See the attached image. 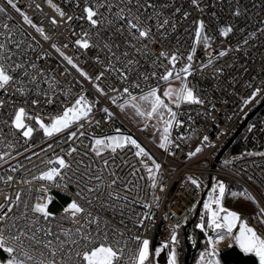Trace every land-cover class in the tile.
Segmentation results:
<instances>
[{"label": "snow or ice", "instance_id": "1", "mask_svg": "<svg viewBox=\"0 0 264 264\" xmlns=\"http://www.w3.org/2000/svg\"><path fill=\"white\" fill-rule=\"evenodd\" d=\"M47 3L60 18L59 21L51 18L52 25L73 21V15L63 11L52 0H47ZM81 4V13L75 19L85 21L88 28L85 30L81 26L80 35L73 32L72 35L77 38L72 43L77 49L105 52L104 60H101L99 52L94 57L103 70L95 76L89 75L72 56L62 50L68 48L67 43L61 46L53 42L50 47L80 77L91 83L98 97H107L121 113H131V118L135 119L142 131L150 127L149 121H155L151 127L159 136L158 141L153 142L163 152L174 156L176 150H181V144L176 140L191 139V135L177 136L175 140L172 137V130L185 124L180 119L181 107H203L207 103L215 109L212 101L202 96L188 79L195 72L193 60L196 46L202 43L207 50L214 39L207 33L205 21H193L194 42L184 61L178 50L161 48L155 52L150 48L153 44L163 45L170 32L176 30L177 13L181 14L182 19L190 16V12L182 11V7L176 6L174 0H77L75 6L80 7ZM190 6L198 12L204 11L202 0H190ZM36 8L39 9L40 5L36 4ZM9 9L18 14L23 24L35 29L44 41L51 40L44 28L34 23L16 0H4V4L0 5V16L12 20ZM232 16H241L239 5ZM0 29H3L0 31V37L3 38L0 40V96L4 97L0 98V109L9 103L12 105V114L2 123L8 126V135L13 138L4 145L8 151H0V162L7 164L14 159L12 150L16 147L18 137L23 138L27 145L25 152L36 147L31 141L33 134L38 131L42 132L45 140H52V143L41 149L45 153L40 159L43 167L36 172L25 169L29 173L28 177L20 175L17 178L11 174L0 176V181L5 184L11 185L15 181L29 186L26 190L27 199L22 198L24 188L17 190L14 196L3 194L0 210H6L0 211V264H153L151 257H159L164 249L168 250L166 264H179V223L172 226L169 239L156 247L154 253L148 239H142L140 235L127 237L129 222L134 228H144L146 220H153L151 208L153 205L159 207L160 200L156 190L159 188L163 191L165 186L161 179L162 164L136 138L124 133L119 127H115L112 134L98 135L88 131L93 123L97 127L101 124L100 120L94 119V109L99 99H89L82 87L75 95L70 89L63 88L56 75L49 74L48 70L28 58L27 53L33 48L31 43L25 44L18 39L16 31L8 23L0 24ZM215 30L219 36L228 37L235 28L229 24L218 26ZM239 31L243 32L244 29ZM258 31L264 33V28ZM23 34L20 33L21 36ZM28 35L31 36L30 33ZM248 36L255 37L256 32ZM242 43L247 44L248 39ZM9 45H14L15 51ZM229 50H221L216 55L224 57ZM236 50L239 51V44ZM47 55V52H42L36 56V60ZM148 60H151L150 67L154 70L138 71L141 61ZM178 61L182 63L180 68L176 67ZM210 65H213L212 58L206 64L202 62L199 67L206 69ZM155 68L162 71L158 73ZM67 71L65 68L61 75ZM133 72L137 73L135 79L131 75ZM222 74V69L214 67V76L218 78ZM109 78L115 83H107ZM151 78L156 79L155 85L145 83L141 86V80L147 82ZM176 81L179 82L178 86ZM133 89L139 90L138 93L134 94ZM260 91L256 88L251 96L243 100V104H248ZM69 97H72L70 102ZM38 105L41 110L46 105H56L61 110L45 121L37 112L28 110L29 106L35 108ZM101 111L106 114L105 122L115 121L116 115L108 107ZM204 114L211 116L207 109ZM191 119L189 116L188 120ZM30 121H34L38 127H34ZM3 138V128H0V141ZM84 140L88 143H84ZM204 147H213L207 135L203 136L201 144L194 150L187 152V158L197 157ZM49 151L52 152L51 156L47 155ZM126 152L132 153L137 159L136 164L121 157V153ZM15 155L21 153L16 152ZM247 155L264 157V152H249ZM33 156L39 157V153L32 152L25 159L31 161ZM232 163V160L224 161L225 166ZM122 164L130 169L127 176L121 174ZM17 168H23V165L17 162L15 167L9 166L6 171L16 173ZM141 169L144 175L140 174ZM145 175L147 187L152 191L151 200L145 199L140 183ZM187 180L200 189L201 183L197 178L188 176ZM70 185L75 186V192L57 216L49 210L51 197L47 194L52 187L67 191ZM226 192L224 179L213 178L208 197L203 202L204 211L200 222L195 225L207 238L196 264H219L216 259L218 246L226 239L230 243L234 242L242 252L254 253L259 264H264V207H259V202L247 190L231 193L233 197L243 196L259 208L251 217L255 223L250 224L239 212L224 207ZM131 204H140L146 211L132 212L125 217V208ZM14 210H19V215ZM65 223L68 227H65ZM237 226L238 230L234 231ZM209 230L214 235H209ZM128 239L135 241L137 246L130 248Z\"/></svg>", "mask_w": 264, "mask_h": 264}, {"label": "built area", "instance_id": "2", "mask_svg": "<svg viewBox=\"0 0 264 264\" xmlns=\"http://www.w3.org/2000/svg\"><path fill=\"white\" fill-rule=\"evenodd\" d=\"M16 2L33 19V22L38 26H42L46 34L51 37L50 41H44L35 29L23 24L22 19L11 9H9V12L13 17L12 20L8 21L0 16V24L8 23L9 27L14 28L16 31L18 39L23 40L25 44L31 43L33 45V48L27 53L28 58L35 61L41 68L48 70L49 74L56 75L60 80L61 86L65 89H70L73 95L78 94L82 87L89 99H99V103L94 109V119L100 120L101 124L97 127L93 123L88 131H94L98 135L112 134L113 129L119 127L124 133L136 138L162 164L161 179L165 186L163 191H160L159 188L156 190V195L159 196L160 200L159 207L153 205L151 208L153 220H146L144 228H134L129 222L128 228L130 231L127 233V237L140 235L142 239H148L150 241V249L154 253L156 247L169 239L172 226L179 223L181 227L191 214L193 216L196 208H198V212L195 222L199 223L201 213L204 211L203 202L208 197L213 178L224 179L227 185V192L223 200L224 207H226L225 200L229 194L228 183L230 181L236 183L244 191L247 190L259 202V207H264V157L247 155L249 152H264V104L242 129L240 133L242 134L240 150L237 152L229 151L230 146L237 137L216 160L218 152L240 123L256 106L264 102V33L258 31V29L264 28V23H262L264 22V0H202L203 13L193 9L190 6V0H174V4L182 7V11H189L190 16L187 19H182L181 14L177 13L175 17L177 21L176 30L170 32L163 45L153 44L150 45V48L155 52H158L161 48L164 50H178L182 54L183 60L186 61L188 51H190L194 42L195 25L193 21L195 19H203L206 23L207 33L213 36L214 39L210 41L211 47L207 50H205L202 43L196 46L193 60L195 72L188 79L190 84L194 85L202 96L207 97L215 105L214 110L207 103L203 107L197 105H183L181 107L180 119L184 120L185 124L181 128H174L172 137L175 140L177 136L188 137L191 135V139L176 140L177 143L181 144V150H176L174 156H170L159 149L156 143L144 134L140 126L134 127L107 97H98L91 83L80 77L75 69L63 61L59 54L50 47L53 42L61 46L67 43L69 45L68 48H62V50L67 55L72 56L89 75L95 76L103 70L94 57L99 52L101 60H104L105 52L97 49H77L72 43L77 38V36L72 35L73 32L80 35L81 26L85 30L88 28L85 21L75 19V16L81 13L82 4L80 7H76L77 0H52V3L74 17L73 21L52 25L50 22L51 18H56L58 21L60 18L49 6L47 0H16ZM2 4H4V0H0V5ZM36 4L40 5L39 9L36 8ZM237 5H239L241 11V16L238 18L232 16V12ZM229 24L234 26V33L228 37L219 36L218 31L215 29L218 26H227ZM241 28L244 29L243 32L239 31ZM0 31H3V29H0ZM21 32L24 33L22 36L20 35ZM252 32H256V36L249 38L248 34ZM29 33L31 36L28 35ZM32 37H35V39L33 40ZM2 39L0 37V40ZM244 39H248L247 44L242 43ZM238 44L239 51L236 50ZM9 48L15 51L14 45H9ZM226 49L230 50L227 51L224 57H217V52ZM42 52H47L49 55L36 60V56ZM209 58L213 59V65L208 66L206 69H201L199 65L202 62L206 64ZM150 65L151 60L147 62L141 61V68L138 71L151 72L154 69ZM176 67H182V63L178 61ZM214 67L223 70V74L218 75V78L214 76ZM65 68L68 69L67 73L61 75ZM155 70L158 73L162 71L160 68H155ZM131 75L135 79L137 73L133 72ZM106 82L115 83L111 78ZM140 83L143 87L145 83L155 85L157 81L155 78H151L147 82L141 80ZM256 88L261 89V91L248 104H243V100L251 96ZM132 91L136 94L139 90L133 89ZM0 98L4 97L0 96ZM60 98L62 99L63 97ZM13 99L16 98L13 97ZM71 99L72 97H69V102ZM104 107H108L110 111L115 113L116 119L114 122L111 120L105 122L106 114L101 111ZM205 109L211 112V116L204 114ZM28 110L29 112H37L47 121L50 115H54L61 108L56 105H46L41 110L38 105L35 108L29 106ZM11 114L12 105L10 103L5 108L0 109V128H3L4 133V138L0 141V151H8L4 145L8 140L13 139L8 135V126L2 123ZM189 116L192 118L190 121L188 120ZM254 118L255 121L252 122ZM30 123L33 124L34 121H30ZM155 123V121H149L150 125ZM36 133L38 134L36 135L37 137H33L31 141L36 147H33L28 152L24 151L27 145L24 144L23 138L18 137L16 147L12 150L14 159L9 160L7 164L0 162V176L11 174L17 178L20 175L28 177L29 173L25 169H31L34 173L43 167L40 159L45 156V153L41 152V149L45 148L48 143H52V140H45L42 132L38 131ZM205 135L209 137L213 147H204L202 153L198 154L197 157L188 159L186 156L187 152L194 150L197 145L201 144ZM36 138L37 140H35ZM84 143H88V141L84 140ZM56 151L59 152V149L57 148ZM16 152H20L21 155L16 156ZM32 152L39 153V157L33 156L31 161L26 160L25 157L30 156ZM226 153L230 154L227 160L234 161V163L227 166H225L223 161ZM47 155L51 156L52 152L49 151ZM121 157L129 160L132 164L137 163V159L133 157L131 152L121 153ZM17 162L22 164L23 168H17L16 173L6 171L9 166L15 167ZM33 164L36 165L35 168H33ZM121 166V174L127 176L130 169L125 168L123 164ZM140 174L144 175L142 169ZM188 176L195 177L200 181V189H196L190 184L187 180ZM248 177H252V179L249 180ZM140 183L143 185L145 199L151 200L152 191L147 187L146 175L145 179L140 181ZM28 187V185H21L15 181L11 185L0 181V203L3 202V194L7 193L14 196L15 192L20 188L25 189V192L22 193V198L27 199L26 190ZM51 192L58 193L66 198V202L59 211L60 215L63 207L72 198L75 186L70 185L67 191L52 187L47 195H50ZM193 204H195V208H193ZM14 211L16 215H19V210ZM143 211L146 210L140 204H131L125 208V217L130 216L132 212L139 213ZM65 227H68L67 223H65ZM53 230L55 231V222H53ZM198 230L207 242L204 233L200 229ZM209 235L214 234L209 230ZM127 243L130 248L137 246L136 242L130 239L127 240ZM221 244L222 242L219 246ZM167 251V249L162 250L159 257L153 255L151 257L153 264H166ZM216 259H218V253ZM219 264H221L220 261Z\"/></svg>", "mask_w": 264, "mask_h": 264}, {"label": "trees", "instance_id": "3", "mask_svg": "<svg viewBox=\"0 0 264 264\" xmlns=\"http://www.w3.org/2000/svg\"><path fill=\"white\" fill-rule=\"evenodd\" d=\"M253 121H255V118L252 120V122ZM33 126L38 127L35 125V123H33ZM36 135L38 134L34 133L33 137H37ZM241 137H242V134H240L238 138L232 143V145L229 148V151L237 152L240 150ZM35 140H37V138ZM228 185H229V194L226 199L227 205L234 207V208H240L237 202L238 200H240L242 196L233 197L231 193L232 192H243L244 190L240 186H238L236 183L231 182V181L228 183ZM49 196L51 197V203L49 204V210L55 213L57 216H59V211L61 207L64 205V203L66 202V198L54 192H51ZM251 217L252 215L249 216V220L253 224L255 222L251 219ZM191 219H192V214L177 231L178 237L180 239V245L178 246L179 264H184L186 255H188L187 264H193L198 259L199 253L206 246L202 233L198 229L195 228V224H196L195 220L192 223H189ZM189 236L192 237L191 240L188 239ZM187 251H188V254H187Z\"/></svg>", "mask_w": 264, "mask_h": 264}, {"label": "water", "instance_id": "4", "mask_svg": "<svg viewBox=\"0 0 264 264\" xmlns=\"http://www.w3.org/2000/svg\"><path fill=\"white\" fill-rule=\"evenodd\" d=\"M263 104L264 102L256 106L252 110V112L240 123V125L232 134V136L227 140V142L222 146V148L218 152L216 156V160L223 154V152L227 149V147L238 137V135L241 133L242 129L250 120V118L262 107ZM197 212H198V208L195 209L192 219L190 220L189 223H192L195 220V217L197 216ZM241 216L242 218L246 219V217L243 214H241ZM236 230H238V226L237 229H234V231ZM218 259L221 264H259V259L258 257L255 256L254 253L242 252L240 248L235 245L234 242L230 243L229 241H225L219 246ZM187 261H188V255L185 256L184 264H187Z\"/></svg>", "mask_w": 264, "mask_h": 264}, {"label": "rangeland", "instance_id": "5", "mask_svg": "<svg viewBox=\"0 0 264 264\" xmlns=\"http://www.w3.org/2000/svg\"><path fill=\"white\" fill-rule=\"evenodd\" d=\"M175 84H176V86H178L179 85V82L178 81H176L175 82ZM118 111H119V109H118ZM120 112V111H119ZM121 113V112H120ZM123 116H125L126 117V119L134 126V127H139L140 125H138L136 122H135V119H133V118H131V113H129V114H125V113H121ZM250 124V123H249ZM150 125V124H149ZM143 132H144V134L145 135H147L152 141H154V140H157L158 141V136H159V133L155 130V129H153L152 127H151V125H150V127L147 129V130H143ZM156 133L155 134V136L153 135V133ZM229 156H230V154L229 153H226L225 155H224V157H223V161H225L226 159H228L229 158ZM227 199V198H226ZM238 204H239V207L240 208H234V207H231V206H228L227 205V203H226V200H225V205H226V207H228V208H230L231 210H233V211H237V212H239L240 214H243L245 217H246V219H248V222L250 223V224H252L251 223V221L249 220V216L250 215H252V216H254L258 211H259V208L257 207V205L256 204H253L251 201H248V200H246L243 196L240 198V200H238V202H237ZM197 224V223H196ZM195 224V225H196ZM196 228V227H195ZM197 229V228H196ZM205 241V245H206V240H204ZM205 248V247H204ZM204 250V249H203ZM202 250V251H203ZM201 251V252H202ZM200 252V253H201ZM200 253H199V255H198V259L200 258ZM217 258V257H216ZM197 259V260H198ZM197 260L193 263V264H196V262H197Z\"/></svg>", "mask_w": 264, "mask_h": 264}, {"label": "bare ground", "instance_id": "6", "mask_svg": "<svg viewBox=\"0 0 264 264\" xmlns=\"http://www.w3.org/2000/svg\"><path fill=\"white\" fill-rule=\"evenodd\" d=\"M229 210H230V209H229ZM225 241H228V240L226 239V240L222 241V243H224Z\"/></svg>", "mask_w": 264, "mask_h": 264}]
</instances>
